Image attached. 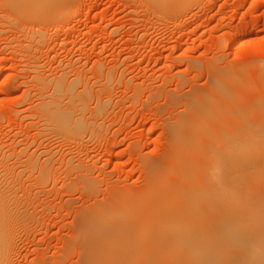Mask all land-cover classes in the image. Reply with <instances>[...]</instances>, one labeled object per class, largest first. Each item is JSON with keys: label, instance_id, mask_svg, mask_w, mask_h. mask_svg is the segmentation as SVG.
<instances>
[{"label": "rangeland", "instance_id": "rangeland-1", "mask_svg": "<svg viewBox=\"0 0 264 264\" xmlns=\"http://www.w3.org/2000/svg\"><path fill=\"white\" fill-rule=\"evenodd\" d=\"M57 1L60 2L58 11L52 8V12L50 7L51 13L47 11L41 14L42 17L28 16L30 13H20L5 5L3 0L0 2V177L15 194L10 195L12 198L9 196L14 200L11 201L13 215L12 223L9 222L11 226L8 223L5 232L8 237L5 236L4 244H8L3 256L8 257L3 264H96L99 258L101 264L104 260L117 264L118 255L123 258V263L129 258L126 253H130L129 256L133 253L135 249L130 250L131 245L139 246L133 253L138 264H143L139 261L143 259L144 249L150 257L157 254L154 258L158 259V264H168L181 249L196 253V238L190 243L187 241L194 248L188 245H181L180 251L172 248L175 247L172 237L179 231L175 228L171 232L166 230L170 227L168 222L161 228H153L158 232L161 230V238L158 233L155 237L146 227V230L139 227L142 232L137 225L129 227V233L138 229L128 234L135 238L128 239L131 245L121 238L118 239L120 243L117 240L103 243L104 238L102 241L96 232L102 224L95 225L98 228L93 225L96 216L90 225L94 231L90 226L85 229L82 222L91 214L100 215L105 209L106 214L103 212L97 219L105 215V219L102 217L104 222L109 217L119 221L126 216L130 202L133 204L136 199L135 203L139 202L136 205L141 208L140 201L153 198L150 193H157L162 184L169 187L168 179L171 178L168 174L173 175L174 169L170 172L167 166L175 161L173 157L180 158L178 153L184 154L174 147L177 122L189 119L191 102L196 99L204 96L203 105L209 104V107L213 98L216 100L221 85L229 84V89L241 93L237 98L231 97V116L234 117H229L230 123L224 121L229 124L219 130L217 138L225 141L222 144L227 146L231 145L229 137H232L233 156L235 147L239 152L246 146L249 149L244 152L249 155L252 149L256 150L252 146L264 145L255 139L258 135L264 137V120L260 117L264 106V0H165L166 4L157 3L158 0ZM47 14L51 15L46 17ZM61 75L69 80L79 78V89L82 90L85 84L92 94L84 122L87 128H83L80 135L58 133L38 107L41 81ZM224 131H229L230 136L226 137ZM223 134L226 136L222 137ZM246 142H249L248 146L251 142L254 145L248 147L244 145ZM212 145L216 146V142ZM175 149L178 153L175 152L176 156L173 153L172 157L169 152ZM244 152L237 153L243 155L240 157L242 162L235 161L239 157L233 161L244 163V166L248 162L251 172L242 173L234 178V182L237 188L242 187L248 193L255 181L256 188L252 190L257 191V185L259 189L264 186V167L260 168L264 164L258 166V170L250 165ZM185 158L176 162L187 163ZM177 165V170L182 167ZM182 172L189 175L187 171ZM182 172L176 174L178 180L182 179ZM244 176H248L251 183ZM243 180L247 182L245 185ZM190 186L187 188H192L193 184ZM261 191L264 193L263 189ZM261 191L257 197L251 195L252 191L248 193L251 200H263ZM194 199V196L188 198L190 207H183L179 219L196 225L198 207ZM143 231L149 232V236ZM185 232L182 234L187 235ZM123 233L129 238L128 232ZM99 235L102 236V232ZM120 235L123 238L124 234ZM98 239L102 245L98 244ZM95 245L96 248L100 246L98 253L93 249ZM111 251L116 254L115 261L110 256L113 262L108 257ZM136 251H141L142 259ZM121 254L126 256L125 260ZM87 256L92 257L87 259ZM151 263L156 264V261Z\"/></svg>", "mask_w": 264, "mask_h": 264}, {"label": "bare ground", "instance_id": "bare-ground-1", "mask_svg": "<svg viewBox=\"0 0 264 264\" xmlns=\"http://www.w3.org/2000/svg\"><path fill=\"white\" fill-rule=\"evenodd\" d=\"M3 1L6 3V4L4 3L5 5L12 7V10L15 9L18 12L24 13V14L30 13V14H28V16L33 15V17H35V16L40 17L41 14H46V12L48 11V9L50 7H51L50 10L52 8H54V10L57 12L58 9L56 10V8L60 4V2L58 3L57 0H3ZM166 1L165 0H158V2H157L154 0V2H157V3L161 2V4H166L169 0L167 2ZM10 7H8V8H10ZM60 8H59V11H60ZM74 10H72V11H74ZM51 11L53 12V10H51ZM51 11L49 13H51ZM74 12H76V11H74ZM24 14H22V16ZM54 14H56V13H54ZM15 15H16V13H15ZM49 15H51V14H49ZM49 15L47 14L46 17H48ZM28 16L26 15V17H28ZM42 16L43 15H41V17ZM21 18H23V17H21ZM41 33L42 32L40 31V34ZM38 34H39V32L37 33V35ZM227 85H228V89H227ZM85 86L86 85L84 84V88L82 90H80L79 89V87H80L79 86V78L69 80L65 75H61L57 78L50 79L47 81H45V80L41 81V84L39 85V92H40V96H39L40 100L39 101L40 102H39L38 107L40 108L42 115L49 120L50 124L56 129V131L58 133L61 132L64 134V132H68V133H73V134L77 133L76 135H78V134L80 135L84 131L83 128L84 129L87 128L86 126L84 127V122H86L85 116L87 113V109H89L88 107L90 104L92 94H91V91H89V89H87V87H85ZM225 86L226 87H224V86L222 87V85H221V89H219V88L217 89V90H219L218 91L219 93L218 92H216V93H218L219 95L217 94L216 100H214V98H213V101H211L212 103H210L211 105L209 107H208L209 102L207 103L208 104L207 106L203 105V103H204L203 100H205V99H203L204 96H203V98L201 97L199 99H196L195 101H192L191 103L193 106L192 105L190 106V108L191 107L192 108L190 111L189 119L186 117L187 118L186 121L177 122L179 124H177L174 128V133H175L174 142L176 143V146L174 145V147L176 149L179 148L180 152L183 151V153L185 155L180 153L181 154V156H180L179 153L176 152V149L172 150L173 152H169V153L170 154L172 153L171 154L172 157L174 155L176 156L175 152L178 153L177 154L178 158L179 157L181 158L184 155L185 157H187V158H185V160L187 159V163H185V161H183L185 163L184 166H186V167H185V169H182V168H184V166H182L184 163L182 164L180 162H178V163L176 162L177 160L182 162V160L184 159V156H183L182 160H180V158L177 159V157H173L174 158L173 161L174 160L175 161L174 162L171 161V162L176 164V166L175 165L173 166L172 165L173 163L170 164L169 161H166L167 164L169 163L170 165L169 166L166 165L169 168L165 167V170L167 168L171 172V168H172V170L174 169L173 170L174 172L172 171L173 175H171V173H170L171 176L168 174V178L173 179V180L168 179V182L170 184V185H168L169 187H167V186L163 187V184L161 183L162 187H163L162 188L159 185L160 184V182H159V184H158L160 186V187H158L159 191L155 194L150 193L153 195V196L151 195L153 197L152 199L150 198L148 201L141 202L140 201L141 199L139 198L141 208H139V205H136V203L138 202L137 201L135 203L136 199L134 200L133 204L130 202V205L128 204L129 202H126V204H128V206L131 209H129V207H128V211H127L126 216L124 218L120 219L119 221H117V219L115 220L109 216L108 217L110 219H107V216H106L107 222H104L103 218L105 219V215H104V217L101 216L100 219H97V218H99L100 215H103V212L104 213L106 212L105 211L106 209L105 210L102 209L103 211L100 213V215L98 212H96V213H98L96 215H95V213L93 215L91 214L92 216L87 214L89 216L87 217V219H85V221L82 222L83 225H85L86 227L82 226L81 229H83V227L85 229L87 228V226L89 227L92 224V221L94 220V216H96L95 217L96 219L94 220L93 225L99 226L100 224H102L103 226H105V227H103L102 225H100L99 226L100 228L95 226V228L99 229V232L96 229L97 230L96 231L97 237L100 236L99 238L100 239L102 238V241L104 238L103 243L108 242L110 244L116 240H117L116 241L117 243H120L119 240L123 239L127 244L131 245L132 243L130 244L129 240H131V239L134 240L135 238L129 237L130 235L128 236V234L135 233V231L138 230V229L135 230L137 227L138 228L139 227L140 228L146 227L147 231L150 230L149 232H151V234L155 235V237H156L157 236L156 234L157 233L160 234L161 230H159V232H160L159 233L158 231H156L157 229H153V228H155V227L161 228V226H163L164 222H168V226H170V227H168L169 229L167 228L166 230H169L171 232V231H173V228H175L177 231H179V232H177V234L175 233L176 235L174 237H172L173 239L171 238V236L174 233L171 234V236L169 235V237L172 239V243L175 244V247L172 246V248H174L175 250L180 251L181 245H188L187 241H189L188 243H190V241L192 242L194 240L193 238H196V240H198V242H196L198 248L195 247L197 249L195 251L196 253H194V251L188 252L187 249H184L182 251V249H181L179 255L176 257H172L168 261V264H264V199L262 200L260 198V199H257L258 201H252L251 197H250L251 193H252L251 195H253V197H254V194H255V197H257L256 195L260 194L259 192L262 189L264 190V188H262L264 186L260 187L261 189H259V185H257L258 190L257 191L252 190L253 188L254 189L256 188L257 182L255 181V186L251 187L252 192L248 191V193L251 192L250 194H248L247 192H244L242 187L237 188V185H235V182H234V178H236L238 176L240 177L242 173L245 174L244 172H246V173H248V171L251 172V170H249V168H248V165H247L248 162L245 163V166H244V163L235 164L234 162L237 160H240V157L243 156V155L239 156L241 151L243 153L244 150L248 151L247 149H249V148H247L246 146H242L244 148H241V146L240 147L238 146L239 148H241V150L239 151L240 153H239V152H237V150H239V149H237L235 147L234 152L235 151L236 152L234 153V156H233L232 152H231V151H233V149H231V146H232V143L234 141L231 140L232 137H229L231 133H229V131H224V133L227 132V136L224 134L222 136V137L226 136V137L231 138L229 140V141H231L230 142L231 145L226 140V144L228 143L230 145L229 148H228L229 145L226 146V145L222 144V143H225V141L219 140V138H217V137H219V134H218V132H220L219 130H224L225 127L227 126L226 124L230 123L229 119L231 117H234V116H231V115H233L232 108H231V107H233V104L231 106V103H230L231 97L237 98L239 96V93H241L238 91H232V88L229 89V84H226ZM235 90H237V89H235ZM241 97H243V96H241ZM241 101H243V100L241 99ZM241 101H239V102H241ZM236 102H238V101H236ZM232 103H233V101H232ZM234 106H236V105H234ZM263 107H261V109L263 111V116H260V117L263 118V120H264V108ZM237 109L238 108L236 107V110ZM244 109H245V106H244ZM245 110H247V109H245ZM97 111H98V109H97ZM99 111H100V109H99ZM226 118H227V121H226ZM231 119H233V118H231ZM224 121L229 122V123L224 124L225 123ZM81 130H83V131L81 132ZM234 134H236V133H234ZM260 135H262V134H260ZM257 137L255 138L257 143H258V141L264 143V137L263 136L262 137L260 136L258 138ZM225 138H224V140H225ZM216 139H218V141H221V143H220L221 145L218 144ZM221 139H223V138H221ZM226 139H228V138H226ZM248 139L249 138H247L246 141L250 140V139L249 140ZM212 140H213V142H212ZM214 141L216 142V146L212 147L213 146L212 144H214ZM249 142H246V144H244V145L248 146ZM234 145H235V143H234ZM252 145H254V142L250 143V146H252ZM256 145L258 147L260 145V143H259V145L258 144H256ZM256 145H255V147L252 146V148H256V150L252 149V151L249 152V155H246L245 154L246 151H245L244 155H246V157L248 156L246 159H250V162L252 163V164L250 163V165H252L255 168H258V166H261V164H264V149H263L264 145L261 146L262 145L261 144L259 148H257ZM250 146H248V147H250ZM173 153H174V155H173ZM237 153H239V154L237 155ZM226 155L230 156L231 158L230 157L228 158V156L226 157ZM233 157H234V159H233ZM235 157L236 158L239 157V159L235 160ZM169 158H170V160H172L171 156ZM233 160H235V161H233ZM177 164H179V165L182 164V165H180V166H182V167H180L182 170L179 168L180 171H178L179 169L177 170L175 168V167H178ZM246 165H247V167H246ZM241 167H243V168L240 169ZM262 167H264V165L261 166L260 168L262 169ZM246 168H248L247 171H246ZM160 169L161 168H159V170ZM253 170H254V168L252 169V174H254ZM258 170H259V168H258ZM182 171L189 172V175L188 174L186 175L185 172H182ZM178 172L179 173L182 172L181 173L182 174L181 180H178L179 178H178V176H176V174L179 175ZM254 172L256 173V170H254ZM165 173H166L165 176L167 177V171H165ZM259 173H260V171H259ZM259 173L257 171V174H259ZM183 174L186 175V176H184V178H183ZM250 174H247V175L250 176ZM260 174L263 176V173H260ZM0 175L2 176V172ZM154 175H156V173ZM165 176L163 175L164 179H166ZM256 176L260 177V175H256ZM4 177H5V175H4ZM152 177H153V175H152ZM161 177H162V175H161ZM247 177H245V178L248 179ZM251 177L252 176H250V178ZM253 177H255V175ZM156 178H157V176H156ZM156 178H155V180H156ZM174 178H176V179L174 180ZM251 179H250V181H251ZM163 180H161V182ZM263 180H264V178H263ZM156 181H158V180H156ZM173 181H174V183H172ZM250 181L248 179L247 182H250ZM186 182H191L193 184V187L188 189L187 187L188 186L191 187L190 185H192V184L189 185ZM242 182L244 183V180ZM247 182H245L244 185ZM184 183L188 184V186L186 187ZM239 185H241V184H239ZM260 185H262V184H260ZM151 188H152V186H151ZM152 190H150V191H152ZM244 190H246V189H244ZM13 193L14 192H11V187H9V185L6 183L5 179H3V181H2L1 177H0V264L4 263L3 260L6 257V256H3V251H5V249H7L6 245L8 244V242L5 245L4 241H5L6 237H8L7 234L5 233V232H7L6 228L8 227V223L9 222L12 223L11 216L13 215V210H12L13 207H11V206H13V204H11V201H12L11 198L12 197L10 195H12V196L15 195ZM261 193L263 195L261 194L260 196L263 197L264 193L262 191H261ZM9 196L11 197L10 199H9ZM191 196L195 197L194 203L198 207L197 212H196L198 224H196V225L191 223V222H182V220L179 219V218H181L179 214L181 213V211H184L183 207L184 208L190 207L189 204H191V202H188V198L189 197L191 198ZM147 197H149V195H147ZM147 197H145V199ZM13 201H12V203H13ZM112 203H113V201H112ZM118 204L116 207H118ZM137 204H139V202ZM113 207L114 206L112 205V208ZM181 207H182V209H181ZM97 210H98V208H97ZM88 212H91V211H88ZM93 212H95V211H93ZM109 212L111 213L113 211H109ZM122 213H123V211H122ZM84 214H83V216H84ZM16 215L17 214H15V216ZM113 215H114V213H113ZM120 215H122V214L120 213ZM162 217H163V221L161 220ZM84 218H86V217L84 216L83 219ZM114 218H117V217H114ZM164 219L167 221H164ZM99 220H100V222H99ZM113 220H115L116 222H114ZM109 221H110V223L107 224ZM82 223L80 225H82ZM135 225H137V227L134 229V231H131V233H129V229ZM9 226H11L10 223H9ZM125 226L128 227V228H126L127 230H123V228ZM147 226H148V228H147ZM117 227L118 228L123 227V228L122 229L119 228L120 229L119 230ZM150 227H152V228H150ZM89 228H91V226ZM105 228H106V230H105ZM111 228H114V229H112V231L114 230L113 232L110 231ZM140 228H139V230H140ZM91 229L94 231L93 228H91ZM83 231H84V229H83ZM83 231H82V233H83ZM105 231H107V233ZM120 231H121V233H120ZM125 231H126V233L128 232L127 236L129 238H127L125 236V233H123ZM140 231L142 232V229ZM140 231H139V233H140ZM155 231H156V233H155ZM185 231L188 234H190L191 236H189L188 234L185 235L184 233L182 234V232H185ZM96 232H94L95 235H96ZM100 232H102V236L99 235ZM116 232L120 233V234H124L123 238H122V235L117 234ZM146 232H144V235ZM149 232H147L145 236H149V234H150ZM85 233L88 234V232H85ZM94 233L92 232V235H94ZM163 233L165 234L164 231H163ZM106 234H108L111 238L108 237V235H106ZM110 234H112V235H110ZM83 235H84V233H83ZM112 236L113 237L115 236V237L113 238ZM117 236H120V237H117ZM181 236H183V237H181ZM116 237H117V239H115ZM166 237H168V235H166ZM84 238H86V237H84ZM88 238L89 237H87V239ZM119 238H121V239H119ZM160 238H161V234H160ZM107 239H108V241H105ZM162 240H163V238L161 239V241ZM180 240H181V242H180ZM97 241H98V244H99V242H100V245L103 244L101 242V240L99 241V239H98ZM165 241H166V239H165ZM183 242H184V244H183ZM109 244H107V245H109ZM135 244H138V243H135ZM155 244L156 243H154L153 245L155 246ZM129 245H127V246H129ZM5 246H6V248H4ZM131 246H129L130 250H133L132 248H134L136 250V248L139 247V246L134 247V245L132 247ZM189 246L193 247V244L188 245V247ZM99 247L97 246V248H96V245H95V247H93V249L94 248H95V250L97 249L96 252L98 253ZM119 248L121 249V245ZM129 248H127V249H129ZM84 249L86 250V246ZM140 249L143 250L142 248H140ZM140 249H137V251H139ZM191 249H189V250H191ZM116 250H117V248H116ZM135 250H133L134 254H135ZM144 250H143V254H144L143 259L140 257L143 255L141 253V251H140V253L136 251V253L139 254L138 255L139 259L140 258L142 259L139 262H141L143 264L144 263L148 264L149 259H150L151 261L152 260L156 261V264H158V259L154 258V257H157L156 256L157 254L153 255V253H152L153 256L150 257V254L147 255V253H149V252H147V250H146L147 253L145 254ZM112 251L108 252V254H109L108 257H109V259L112 257V260L115 261V259H113V258L116 257V254H113V253H115V251L114 252H112ZM153 251H154V249H153ZM89 252L92 253V251H89ZM96 252H95V254L92 253V255H96L98 258L101 257V256H99L100 254L97 255ZM129 252H131V251H129ZM158 252H159V250H158ZM172 252H174V251H172ZM133 253L130 256H129L130 253H128V252L126 253L129 257V258H127V260L132 258L130 262L129 261L126 262L127 260L124 261L126 264H132L133 261H135L133 264H135V263L138 264V260L137 261L135 260L138 258L135 257V255L133 257ZM121 255L124 257V260H125L126 256H124L123 254H121ZM89 257H92V256H89ZM89 257L87 256V259H89ZM93 258H94V256H93ZM117 258H118V260H117ZM117 258H116L117 264H119L118 263L119 259H120V264H125L124 262L121 263V261H123L122 257H121L122 258L121 259V258H119V255H118ZM144 258H145L146 262L145 261L143 262ZM147 258H149V259H147ZM162 258H163V256H162ZM162 258H160V259H162ZM99 260L102 262V260L100 258H99ZM112 260L110 259V261H112ZM100 261L98 262V260H97V263L101 264ZM105 261H106V264L107 263L110 264L109 261L104 260V262ZM151 261H150V263H151ZM161 262H163V261H161ZM161 262H159V263H161ZM91 264H93V263H91ZM113 264H114V262H113Z\"/></svg>", "mask_w": 264, "mask_h": 264}]
</instances>
